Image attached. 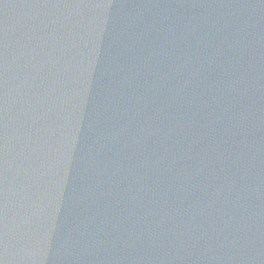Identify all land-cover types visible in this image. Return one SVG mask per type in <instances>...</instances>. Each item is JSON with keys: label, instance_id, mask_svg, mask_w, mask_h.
Listing matches in <instances>:
<instances>
[{"label": "water", "instance_id": "1", "mask_svg": "<svg viewBox=\"0 0 264 264\" xmlns=\"http://www.w3.org/2000/svg\"><path fill=\"white\" fill-rule=\"evenodd\" d=\"M0 264H264V0H0Z\"/></svg>", "mask_w": 264, "mask_h": 264}, {"label": "clouds", "instance_id": "2", "mask_svg": "<svg viewBox=\"0 0 264 264\" xmlns=\"http://www.w3.org/2000/svg\"><path fill=\"white\" fill-rule=\"evenodd\" d=\"M33 215H35V213H33ZM7 244H9L8 240H7Z\"/></svg>", "mask_w": 264, "mask_h": 264}]
</instances>
